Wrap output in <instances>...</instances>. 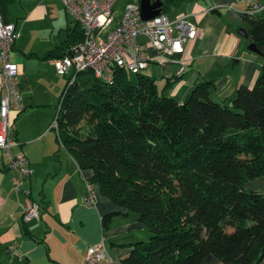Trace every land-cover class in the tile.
Masks as SVG:
<instances>
[{
  "label": "trees",
  "instance_id": "trees-1",
  "mask_svg": "<svg viewBox=\"0 0 264 264\" xmlns=\"http://www.w3.org/2000/svg\"><path fill=\"white\" fill-rule=\"evenodd\" d=\"M161 1L166 12L182 0ZM242 15L264 60V1ZM170 84L158 88L143 70L130 78L123 68L109 83L86 69L57 113L58 137L91 170L89 182L149 231L122 261L199 264L212 254L264 264V192L242 185L264 175V62L252 86L239 85L225 103L212 97V79L196 81L183 99L165 92Z\"/></svg>",
  "mask_w": 264,
  "mask_h": 264
},
{
  "label": "crops",
  "instance_id": "crops-1",
  "mask_svg": "<svg viewBox=\"0 0 264 264\" xmlns=\"http://www.w3.org/2000/svg\"><path fill=\"white\" fill-rule=\"evenodd\" d=\"M129 1L119 9L115 2L110 26L120 19ZM233 4L241 13L232 9ZM249 4L250 0H182L170 6L166 11L170 18L186 15L197 24L196 35L182 54L187 68L176 74L177 64L148 46L151 58L143 72L155 79L158 88L169 80L165 92L178 99L199 79L213 80L212 97L220 103L233 98L239 85L252 86L264 60L247 48L249 39L238 32V13L242 15ZM4 9L19 31L10 52L20 72L22 102L20 110L11 112L19 141L16 149L28 157L31 174L25 185L30 187V198L39 203V214L22 220L20 202L25 196L13 189L5 156L0 153V263L85 264L87 246L104 239L113 260L102 264H125L122 257L135 241L147 239L149 231L136 214L127 213L89 182L91 170L79 168L51 127L67 81V76L57 73L52 59L80 37V26L61 0H7ZM137 39L146 37L139 34ZM89 188L92 203L85 200ZM109 212L103 225L102 216ZM13 242L15 250L8 252L7 245ZM199 264L225 263L209 254Z\"/></svg>",
  "mask_w": 264,
  "mask_h": 264
},
{
  "label": "built area",
  "instance_id": "built-area-1",
  "mask_svg": "<svg viewBox=\"0 0 264 264\" xmlns=\"http://www.w3.org/2000/svg\"><path fill=\"white\" fill-rule=\"evenodd\" d=\"M117 0H61L63 8L79 24L81 38L71 43L66 51L52 59L57 73L67 76V82L57 101L56 114L51 127L57 130V113L64 100L68 86L74 81L77 72L89 69L93 75L106 82H112L114 72L123 68L129 73L144 70L151 58L147 47L151 46L165 60L177 64L176 74L187 68L182 56L186 44L197 32L195 20L186 15L170 18L166 12L143 18L140 0L126 3L122 16L114 20V4ZM264 0H250L243 13H254L263 6ZM230 8L232 4H227ZM107 29L106 31H103ZM142 34L146 40L139 41ZM19 31L15 23L6 20L0 8V153L5 156V165L10 172L13 189L20 191L25 200L20 202L22 220L26 221L39 214V204L30 198L31 190L25 182L31 174V166L25 152L17 150L18 139L14 135L12 111L22 108L19 89L20 72L18 65L11 59V49ZM87 181V179H86ZM87 186L89 187L88 183ZM94 196L89 188L85 198L92 203ZM16 244L7 245V251L13 252ZM103 260L112 261L106 243L87 246L85 264H102Z\"/></svg>",
  "mask_w": 264,
  "mask_h": 264
},
{
  "label": "water",
  "instance_id": "water-1",
  "mask_svg": "<svg viewBox=\"0 0 264 264\" xmlns=\"http://www.w3.org/2000/svg\"><path fill=\"white\" fill-rule=\"evenodd\" d=\"M140 11H141V16L143 18H149L152 17L156 14H158L161 11V0H140ZM0 8L2 13H5V9L2 3V0H0ZM238 32H240L244 37L249 39L248 32L246 31L245 28H240L238 29ZM247 48L262 55V52L260 49L256 46V44L252 41L249 42L247 45ZM229 105L232 104V101L228 102Z\"/></svg>",
  "mask_w": 264,
  "mask_h": 264
},
{
  "label": "rangeland",
  "instance_id": "rangeland-1",
  "mask_svg": "<svg viewBox=\"0 0 264 264\" xmlns=\"http://www.w3.org/2000/svg\"><path fill=\"white\" fill-rule=\"evenodd\" d=\"M127 0H118V2L116 3V7L117 9L122 8L123 3H125ZM239 7H237L236 5L233 4V10L237 11L239 10V12L241 13V10L238 9ZM161 12V11H160ZM239 14L240 18H241V22L239 21L237 23V27L240 28H247V26H245L246 21L243 19L242 15ZM130 78L134 76V73H129ZM243 187H246L248 189H261L260 191L264 192V175L261 176H257L254 178H247L243 181Z\"/></svg>",
  "mask_w": 264,
  "mask_h": 264
}]
</instances>
